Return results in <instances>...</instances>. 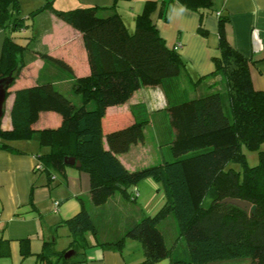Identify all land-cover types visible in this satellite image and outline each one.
Wrapping results in <instances>:
<instances>
[{"label": "trees", "instance_id": "16d2710c", "mask_svg": "<svg viewBox=\"0 0 264 264\" xmlns=\"http://www.w3.org/2000/svg\"><path fill=\"white\" fill-rule=\"evenodd\" d=\"M177 1L201 15L209 12L214 2ZM154 7V2H145L132 30L118 12L101 14L99 10L104 7L99 6L64 10L45 0L30 11L28 17L49 10L82 34L90 72L74 77L61 59L39 54L41 72L50 78L14 91L11 129H0V147L18 139H32L41 147H49L40 155L47 173H63L67 166L63 157L74 156L80 162L79 169L89 174V197L95 206L105 203L116 191L129 198L138 190L127 189L144 179L158 182L163 192L161 206L153 214L130 222L115 242L121 247L125 239L138 241L143 260L137 264L165 257L171 264H264V91L252 87L249 59L228 42L225 15L217 17L218 53L212 57L213 69L193 78L178 51L168 47L158 33L151 18ZM25 26L19 0H0V27L6 30L0 78L10 75L8 87L32 56L27 47L13 41L12 34ZM208 76H219V83L195 93ZM68 77L76 101L53 85L55 80ZM145 86H161L165 94L172 129L168 146L171 157L129 170L118 155L143 141L149 122L144 104L130 106L131 120L126 124L104 132L102 121L107 107L125 103ZM43 111L59 114L60 124L33 129ZM244 149L256 152L254 165L247 163ZM230 164H237L239 169ZM225 197L255 204L254 214L220 203ZM167 216L172 217L177 232L173 245L178 238L185 242L183 255H172L173 245L166 246L158 228ZM64 224L75 254L86 247L85 234L96 231L83 207ZM49 250L50 246L40 257L48 259ZM66 250L53 252L56 264L72 261V257H64Z\"/></svg>", "mask_w": 264, "mask_h": 264}, {"label": "crops", "instance_id": "0c3cea01", "mask_svg": "<svg viewBox=\"0 0 264 264\" xmlns=\"http://www.w3.org/2000/svg\"><path fill=\"white\" fill-rule=\"evenodd\" d=\"M51 1L56 8L64 10L79 6H99L104 7L99 10L101 14L116 11L129 30L133 29L135 17L143 9L145 2H154L151 18L158 33L168 47L178 51L193 78L203 76L213 69L212 57L218 53L217 17L225 15L228 42L249 59L252 87L264 91V0H214L211 10L202 15L185 8L177 0ZM21 4L22 2L20 15L25 17L27 13H23ZM25 23V27L12 34L15 36L13 41L27 47L32 56L19 70L13 84L6 89L8 94L2 105L1 130L11 129L10 109L14 91L50 78L48 73L41 72L43 60L39 54L61 59L70 66L74 77H84L90 72L79 31L49 10L28 17ZM5 34L6 30L0 27V54ZM55 70L52 67L51 72L55 73ZM70 79L55 80L53 85L74 99L70 91ZM219 81V76L205 77L195 90L203 92L209 84ZM137 103L144 104L149 122L144 128L143 141L118 155L129 170L145 166L152 160L160 162L169 157L162 155L160 144L165 143L168 148L172 138L166 114L167 100L161 86L141 87L125 103L107 107L102 121L103 131L128 123L131 120L130 106ZM60 120L59 114L43 111L39 113L32 128H56ZM148 129H154L152 135ZM154 134L160 158L149 155L153 144H156L152 139ZM147 135H150L149 144ZM48 151L49 147H41L32 139L17 143L9 140L6 146L0 147V264H56L53 252L71 249V236L64 220L72 217L82 207L92 218L96 231L95 234H85L87 245L77 254L71 249L73 253L69 257H72V261L67 264L141 262L143 253L138 241L125 239L121 247H117L115 242L130 222L153 214L161 206L163 192L160 184L153 179H144L135 187L127 189L130 192L133 188L138 190L135 199L116 191L105 203L95 206L89 197L90 177L87 172L70 165L65 167L63 173H47L43 166L40 170L36 169L37 163L42 165L40 155ZM93 212L105 216L94 219ZM173 229L176 231L174 224ZM58 232L65 236V241L60 246H57ZM177 241L183 240L178 238ZM49 246L48 259L40 257ZM174 248L179 249L178 254H185V242L180 245L176 242ZM150 264L171 263L165 257Z\"/></svg>", "mask_w": 264, "mask_h": 264}, {"label": "rangeland", "instance_id": "374dc122", "mask_svg": "<svg viewBox=\"0 0 264 264\" xmlns=\"http://www.w3.org/2000/svg\"><path fill=\"white\" fill-rule=\"evenodd\" d=\"M20 3L22 2V4H21V8H22V10H23V13H29L30 11H32V10H34L35 8H37L38 6H40V5H42L44 2H45V0H20L19 1ZM27 14H26V16L25 17H23L24 18V21L26 22L27 21V18H28V16H27ZM195 91V93H196V91L197 90H194ZM73 100L74 101H76L77 100V97L76 96H74L73 95ZM148 131H149V134L150 135H152L153 134V132H154V129H148ZM150 135H147V137H146V139H148V144H149V142H150V138H148ZM155 137H156V135L154 134V136H153V140L155 139ZM21 140H24V139H18V140H13L14 142H16L17 143V141H21ZM155 141V140H154ZM156 142V141H155ZM151 144V143H150ZM153 144V143H152ZM11 145H13V143L11 144ZM161 145V147H162V155H164V156H170L171 154H168V152L167 151H169V149L168 148H166L167 146H166V144L165 143H162V144H160ZM18 146H23V145H18ZM170 153V152H169ZM244 153H245V155H246V160H247V163L249 164V165H254L256 162H257V154H256V152H254V151H251V150H247V149H244ZM130 155H131V153H130ZM149 155H151L152 156V158H154V157H156L157 158V156L160 158L161 157V153H160V151H159V147H158V145H157V142H156V144L154 143L153 144V147H152V151L149 153ZM171 157V156H170ZM168 158V157H167ZM151 163H149V164H152V163H158L159 161H154V160H152V161H150ZM230 166H232V167H234V168H238L239 169V166L237 165V164H230ZM207 201V200H206ZM205 201V202H206ZM134 204V203H133ZM103 213V212H102ZM104 216H105V214H101V216H100V214H98L97 215V213H95V212H93V215H92V217L94 218V219H96L97 217L98 218H104ZM173 224H174V222H173V220H172V217L171 216H168L164 221H162V223L158 226V228L161 230V232H162V234L164 235V242H165V244H166V246L167 247H169V246H171L173 243H174V241H175V238H176V231H174V229H173ZM98 227V226H97ZM65 241V236H64V233H62V232H58V243H57V246H60V244L61 243H63ZM177 243H178V245H180L181 243H183L184 244V242L183 241H176ZM178 251H179V249L177 248V249H173L172 250V255L173 256H178Z\"/></svg>", "mask_w": 264, "mask_h": 264}, {"label": "water", "instance_id": "95a60500", "mask_svg": "<svg viewBox=\"0 0 264 264\" xmlns=\"http://www.w3.org/2000/svg\"><path fill=\"white\" fill-rule=\"evenodd\" d=\"M10 81H11L10 75L0 78V119L2 116V105L5 99L6 89ZM63 163L65 165H70V166H74L77 168L80 167L79 160H77L74 156H64ZM219 202L235 205L243 209L246 213H251V214H254L255 209H256L255 204H252L251 202L247 200H243V199L235 198V197H225L221 199ZM72 253H73V250L70 249L64 253V257L68 258Z\"/></svg>", "mask_w": 264, "mask_h": 264}, {"label": "built area", "instance_id": "2783aa9c", "mask_svg": "<svg viewBox=\"0 0 264 264\" xmlns=\"http://www.w3.org/2000/svg\"><path fill=\"white\" fill-rule=\"evenodd\" d=\"M42 168V165L40 163L36 164V169L40 170ZM138 192L136 190L133 191V194L130 196V199H134L135 197H137Z\"/></svg>", "mask_w": 264, "mask_h": 264}]
</instances>
